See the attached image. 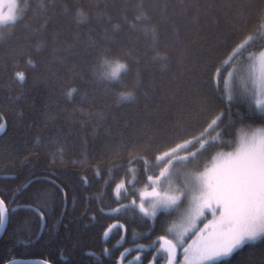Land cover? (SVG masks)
<instances>
[{
  "label": "trees",
  "instance_id": "1",
  "mask_svg": "<svg viewBox=\"0 0 264 264\" xmlns=\"http://www.w3.org/2000/svg\"><path fill=\"white\" fill-rule=\"evenodd\" d=\"M17 6L15 22L0 25V123L6 124L0 130V186L7 183L14 187L41 177L21 201L43 205L46 199L54 200V212L43 232L38 217L18 212L0 237V264L26 260L89 264L94 257L86 253L98 254L105 246L113 250L115 260L125 248H133L132 229L143 232L145 226L127 222L128 242L121 241L122 247L117 244L120 237L116 229L110 233L107 245L102 243L103 229L88 227L91 211L85 214V197L102 194L105 204L115 207V185L105 192L103 180L85 187L81 177L91 178L95 171L92 166L96 164H101V172L107 176L109 163L119 164L121 156L126 160L121 146L141 135L146 125H169L178 115L188 113L202 121L206 115L200 116L201 111L218 113L224 108L220 125L224 127L229 118L227 104L221 101L224 81L230 82L232 71L251 57L256 58L253 66L257 71L264 63L259 58L264 57V36L255 28L257 14L264 12V0H57L55 5L49 4V0H17ZM141 11L156 26L155 42L151 34L145 35L130 26ZM45 20L48 23L43 28ZM115 23L121 24L118 32L113 31ZM246 36L251 39L240 46ZM97 47L117 54L132 53L121 59L130 69L122 74V80L130 87L138 82V102L120 105L113 91L129 89L118 84L105 87L93 80L90 66ZM37 48L42 51H35ZM18 50L31 51L37 66L29 67L27 57L17 62ZM157 51L167 54L166 63L152 59ZM229 54L230 62L222 63ZM215 65L220 67L219 85L211 81ZM17 71L26 73L24 83L13 80ZM71 88L77 91L70 99L66 93ZM231 90L235 119L241 99L250 103L252 95L237 85ZM85 94L87 97L82 98ZM256 123L259 124L258 117ZM219 131L215 129L209 134ZM230 131L225 128V134ZM221 138L227 140L228 136ZM185 147L175 155L199 149L198 142ZM214 155L215 151L208 153L199 170ZM157 165L156 174L163 166L159 162ZM175 165H179L176 169L181 167L179 163ZM13 175L19 179L4 181L5 176ZM114 175L120 181L124 168ZM44 178L54 180L67 192V211L62 219L63 194ZM172 178L174 184H180L178 174ZM140 179L142 184L144 177L141 175ZM87 207L95 208V201H89ZM58 219L60 223L53 229ZM110 223L112 220H107L105 227ZM161 234L164 233H154L152 239ZM150 242L137 239L135 244ZM152 251L141 253V260L135 264H149ZM136 256L135 250L130 251L124 264ZM160 259L157 257L155 263ZM230 264H264V242L245 246L230 258Z\"/></svg>",
  "mask_w": 264,
  "mask_h": 264
},
{
  "label": "snow or ice",
  "instance_id": "2",
  "mask_svg": "<svg viewBox=\"0 0 264 264\" xmlns=\"http://www.w3.org/2000/svg\"><path fill=\"white\" fill-rule=\"evenodd\" d=\"M9 3L10 8L14 9L16 0H9ZM56 3L57 0H49L51 5ZM108 20L112 23L111 18ZM6 22H15V16L11 11L4 12L0 8V24ZM47 23L45 20L43 28L47 27ZM130 26L145 35L151 34L154 42L158 39L156 26L143 11L135 17V22ZM112 28L118 32L121 24H112ZM255 28L264 36V12L257 14ZM250 39L251 36H246L240 46ZM35 51L40 52L42 49L37 48ZM131 55L130 52L117 54L109 48L97 47L95 59L90 66V74L97 84H103L105 87L118 84L124 89H129L119 93L113 91V94L119 97L120 105L138 102L136 95L138 82L130 87L122 80V74L129 72L130 69L129 65L121 63V59ZM26 57L27 65L35 68L37 64L31 58V51L18 50L16 61L24 60ZM230 57L231 54L226 56L222 63H229ZM152 59L166 63L168 56L157 51ZM214 68L215 73L211 76V81L219 85L220 67L215 65ZM136 75L139 76L138 70ZM26 79L24 72L17 71L13 75V80L18 83H24ZM224 85V89L221 90V101L226 102L229 117L224 127L220 126L221 121H224V108L218 113L206 114L201 111L200 116L206 115V119L202 121L196 119L194 114L188 113L178 115L169 125H146L141 135L121 146V152L126 153V160L121 156L119 164L109 163L107 176L101 172V164H96L92 166L95 171L91 178L86 175L81 177L82 186L85 187H92L94 181L103 180L105 192L108 187L115 185L112 188L117 197L114 201L115 207L105 204L102 194L85 197V214L91 211L88 215L90 222L88 227L103 229L102 243L107 245L110 233L114 229L119 230L120 239L117 244H121V241L127 243V222L145 226L143 232L132 229V249L125 248L119 257L113 260V250L105 246L98 254L86 253L89 257H94L89 264H124L127 254L132 250L137 252V256L128 264H135L141 260V253L153 249V258L159 257L165 260L166 264H230V258L245 246L256 241L264 242V94L257 92L251 97L250 103L241 99L234 119L231 83L225 80ZM76 91V88H71L66 95L70 99L74 98ZM86 97L87 94L82 98ZM257 117L259 124L256 123ZM5 127V123H0V130ZM225 128H230L231 131L225 134ZM215 129L221 131L210 135L209 133ZM222 136H228V139H222ZM197 142L199 145L197 151L179 157L175 155L181 149H186L185 145L192 146ZM225 147L232 150L224 152L222 149ZM213 151L216 152L213 157L215 163L211 167L205 166L204 170L200 171L201 162ZM27 159L26 157L25 163ZM157 162L163 165L159 168L158 174L155 172ZM178 163L181 167L174 170L173 166ZM140 165L143 167L140 168ZM122 167L125 175L117 181L114 174ZM177 173L184 176L182 186H176L172 181V177ZM141 175L144 177L142 184ZM18 179L17 175L4 177V181L15 182ZM41 179L35 177L14 187H9L7 183L0 186V232L7 231L16 214L21 211L38 217L41 232L45 230L47 221L54 212V200L46 199L43 205L21 201L22 197L27 198L25 194L29 188ZM44 179L63 194L64 208L60 218L62 219L63 213L67 211V192L54 180ZM138 184L141 185L139 188L136 187ZM92 200L95 201V208L89 209L87 204ZM75 204L76 198L73 197V206ZM175 216H179L183 223L177 225L172 222L170 218ZM209 216L212 217L211 220L208 219ZM107 220H112V223L105 227ZM121 220L126 222L122 223ZM205 220L208 222L200 228V224ZM59 223L58 219L53 229ZM158 231L164 234L152 239L153 234ZM137 239L151 242L147 245H137L135 244ZM75 247L77 246L74 245ZM9 264L18 262L10 261ZM43 264L48 262L44 261ZM70 264L77 262L71 261ZM149 264H152V261Z\"/></svg>",
  "mask_w": 264,
  "mask_h": 264
},
{
  "label": "rangeland",
  "instance_id": "3",
  "mask_svg": "<svg viewBox=\"0 0 264 264\" xmlns=\"http://www.w3.org/2000/svg\"><path fill=\"white\" fill-rule=\"evenodd\" d=\"M0 8H2V10L4 12H9L11 11L15 18L18 16V6H17V0H16V6L14 9L10 8V3L9 0H0ZM8 23V22H6ZM5 24V23H3ZM2 25V24H0ZM259 58H262V60L264 61V57L260 56ZM256 61L255 57H251L250 59H248L246 62H244L242 65L238 66L236 69H234V71H232V76L230 79V83H231V88L234 85H237L239 88H241V90H243V92L249 94V95H255L257 92H260L261 94H264V63L262 64V68H260L258 71L256 69V67H254V63ZM258 72V74H257ZM255 93V94H253ZM234 147V146H233ZM232 149L229 150H223L224 152L227 151H231ZM215 156V155H214ZM215 163V161L212 159L209 164L207 165L208 167H211V165ZM179 165H175L174 170L178 167ZM203 169H201L200 171H203ZM180 176L179 182L180 184H175L176 186H182L183 182H184V176L181 173H177ZM173 181V178H172ZM176 183V182H174ZM137 203H139V200L137 201ZM209 220L212 219L211 216L208 217ZM172 222H174L177 225H180L183 223V221L181 220V218L179 216H175L174 219L172 220ZM208 221L205 220L204 223L200 224V228L204 227V224L207 223ZM156 259V258H155ZM155 259L152 257V264H156L155 263ZM135 259H133L134 261ZM158 264H166L165 260L160 259Z\"/></svg>",
  "mask_w": 264,
  "mask_h": 264
},
{
  "label": "water",
  "instance_id": "4",
  "mask_svg": "<svg viewBox=\"0 0 264 264\" xmlns=\"http://www.w3.org/2000/svg\"><path fill=\"white\" fill-rule=\"evenodd\" d=\"M2 234H3V232H0V237L2 236ZM16 262H18V264H43L42 262H35V261H30V260L16 261Z\"/></svg>",
  "mask_w": 264,
  "mask_h": 264
},
{
  "label": "bare ground",
  "instance_id": "5",
  "mask_svg": "<svg viewBox=\"0 0 264 264\" xmlns=\"http://www.w3.org/2000/svg\"><path fill=\"white\" fill-rule=\"evenodd\" d=\"M127 245V244H126ZM35 262H41V261H35ZM43 263V262H42Z\"/></svg>",
  "mask_w": 264,
  "mask_h": 264
},
{
  "label": "flooded vegetation",
  "instance_id": "6",
  "mask_svg": "<svg viewBox=\"0 0 264 264\" xmlns=\"http://www.w3.org/2000/svg\"><path fill=\"white\" fill-rule=\"evenodd\" d=\"M180 259H183V257H180Z\"/></svg>",
  "mask_w": 264,
  "mask_h": 264
}]
</instances>
